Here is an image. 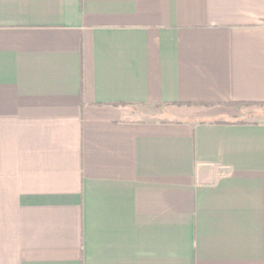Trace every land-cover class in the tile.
<instances>
[{
  "label": "crops",
  "instance_id": "1",
  "mask_svg": "<svg viewBox=\"0 0 264 264\" xmlns=\"http://www.w3.org/2000/svg\"><path fill=\"white\" fill-rule=\"evenodd\" d=\"M0 264H264V0H0Z\"/></svg>",
  "mask_w": 264,
  "mask_h": 264
}]
</instances>
